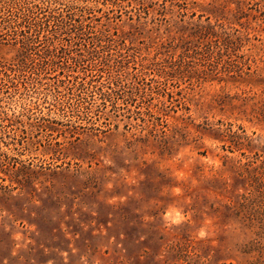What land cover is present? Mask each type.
Segmentation results:
<instances>
[{
  "label": "rangeland",
  "instance_id": "1",
  "mask_svg": "<svg viewBox=\"0 0 264 264\" xmlns=\"http://www.w3.org/2000/svg\"><path fill=\"white\" fill-rule=\"evenodd\" d=\"M78 1L60 0L56 16L67 22ZM178 3L136 28L93 22L86 37L103 31L101 44L73 32L42 45L66 75L70 55L104 71L93 75L105 92L143 81L152 96L97 108L96 95L85 124L75 102L42 98L69 82L38 57L20 80L38 83L32 119L19 115L23 83L0 86V264H264V0ZM15 57L0 47L3 64ZM149 112L167 119L155 136L141 130Z\"/></svg>",
  "mask_w": 264,
  "mask_h": 264
},
{
  "label": "trees",
  "instance_id": "2",
  "mask_svg": "<svg viewBox=\"0 0 264 264\" xmlns=\"http://www.w3.org/2000/svg\"><path fill=\"white\" fill-rule=\"evenodd\" d=\"M159 1L160 0H148L150 5H147L145 2H143V0H136L135 4L131 5V1L129 0L127 5H125L126 0H103L96 6H91L89 2L81 0V3L79 0L78 2L71 5L73 9L71 10V13L67 15L68 21L66 22V19L62 18L60 20V18L56 16L57 6L60 4V0H50L46 4L38 0H0V47L10 46L16 50V57L10 62V64L6 65L0 61V86H5L8 88L15 87L17 88L16 90H19L18 84L23 83L20 81L24 79L22 78L24 76L23 73L31 68L32 64L35 63V60L38 57L40 62L43 63V67L46 68L45 70H52L53 73L57 72L62 76L64 75L63 77L68 78L69 82V85L67 86H64V84L56 85V87L52 89V95L51 93H45L42 94V98L46 100L49 98V96H53L52 100L57 101V104L63 103L71 105L75 102L77 108L81 107L82 109H85L83 111L84 115L82 113L77 115V118L82 122L84 121L85 124L88 122V118L94 114L93 107L96 105V95H99L101 100V103L96 106L97 108L106 106L107 102L113 105L114 100L116 101L120 99L121 92L126 93L125 100L131 103L134 102L137 96L142 98L147 95L152 96V94L156 93L158 90L154 89L152 86L146 87L143 81L142 83L133 85L129 92L125 91V88H123L121 85H116L118 90H112V93L103 91L94 85V78L96 76H94L93 73L96 72L97 74H102L104 71H99L96 68L84 71V68H82L84 65V60H74V58L70 57V55L67 53L70 48H66V45L62 44L61 46L59 45V50L63 56L66 57V60L69 55L68 61L65 64L70 63V66L72 65L74 68H76L73 69L76 75H66L65 71L69 70V65L62 64L60 67V65L58 66V63L55 61L58 58L57 54L59 51L56 53V55H52L49 53L50 48L47 45L45 47L46 50L43 52L44 47L42 45L47 41H52L50 46L54 47L60 40L58 34L67 37L73 32H75L77 38H84L85 40L88 37H86L84 30L86 27H91L90 24L93 22H96L97 28L98 26L105 27L106 25H110V23L123 20L124 16L127 17L128 20L132 21L134 23V28H136L135 23L147 24V20L150 16V10L155 11L157 4H159L162 8L161 10L157 11L160 16L164 15L163 11H166L168 3L174 4L173 6H177L176 4H179V0H162L161 4ZM128 7L131 8L129 11L127 10ZM75 9H78V15L72 13ZM66 23L69 24L67 25V29H65L64 25ZM69 26L72 27L69 28ZM72 29L74 31H72ZM103 36V31H100V36L95 35L91 39L88 38L89 41L87 44L95 45L96 42H100L99 44H101L102 42H105V40H102ZM108 39H110V37ZM111 41L114 42L115 40L112 39ZM123 44L124 45H122L121 50H128L125 41ZM101 47H103L102 50L112 49V45L109 44V42H107L106 45H101ZM106 51L109 52V50ZM140 52H142V50H140ZM71 62H73V64ZM55 66H58L59 69H57ZM142 67L144 68L143 65ZM177 76L179 75H175L173 77L177 78ZM86 78L89 79L86 80ZM33 83H28L27 85L26 83H23V88L28 92V94L21 103V113H19V115L26 117V119H32L33 109H37L39 107L37 104L38 101H35L36 99L29 93L31 91L30 88L35 90L38 84L37 83L34 85ZM59 83L65 82L61 79L59 80ZM62 87L71 92L64 100L63 98L65 96H63L62 99L59 98L61 93L60 88ZM2 113L6 117L5 120H7V122H16L18 120V115L16 116L17 112H14L13 119L8 118V113L4 111ZM148 116L152 119L145 120L142 118L141 120L143 121L144 126L141 128V130L145 131L150 136H155V134L158 133L157 127L166 124L167 119L163 117L161 112H149ZM115 122L113 125H118V122ZM43 128L48 131L50 136L56 137V135L59 134V131L52 126L47 125ZM70 133H72V131H70ZM72 134L74 137L77 135V133ZM61 138H63L62 135ZM65 139L66 137L63 138V140Z\"/></svg>",
  "mask_w": 264,
  "mask_h": 264
}]
</instances>
